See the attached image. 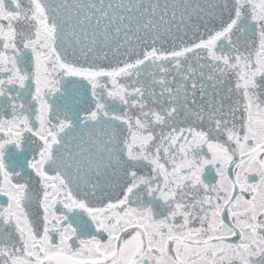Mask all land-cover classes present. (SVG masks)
<instances>
[{
	"label": "snow or ice",
	"instance_id": "snow-or-ice-1",
	"mask_svg": "<svg viewBox=\"0 0 264 264\" xmlns=\"http://www.w3.org/2000/svg\"><path fill=\"white\" fill-rule=\"evenodd\" d=\"M0 264H264V0H0Z\"/></svg>",
	"mask_w": 264,
	"mask_h": 264
}]
</instances>
